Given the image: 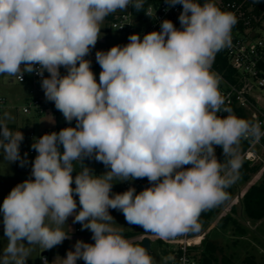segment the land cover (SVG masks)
Here are the masks:
<instances>
[{
    "label": "clouds",
    "instance_id": "1",
    "mask_svg": "<svg viewBox=\"0 0 264 264\" xmlns=\"http://www.w3.org/2000/svg\"><path fill=\"white\" fill-rule=\"evenodd\" d=\"M165 2L182 5L180 27L164 19L159 31L133 33L127 44L97 50V81L86 57L106 18L129 7L151 17L145 0H0V74L41 77L46 100L70 125L33 138L30 178L0 206L7 241L0 264H27L34 247L50 250L70 239L69 217L94 243L77 240L53 264H176L172 254L157 260L127 238L110 209L169 241L198 233L201 213L229 199L242 141L264 136L258 123L225 105L220 77L211 70L215 55L231 46L237 17L214 0ZM10 119L0 117V154L24 167V134L9 128ZM93 159L105 172L97 175L84 163ZM143 178L150 186L138 193L135 187L112 192L117 182Z\"/></svg>",
    "mask_w": 264,
    "mask_h": 264
},
{
    "label": "built area",
    "instance_id": "2",
    "mask_svg": "<svg viewBox=\"0 0 264 264\" xmlns=\"http://www.w3.org/2000/svg\"><path fill=\"white\" fill-rule=\"evenodd\" d=\"M214 2L221 10L232 12L237 17L238 22L233 27L231 33V46L218 52L221 56L226 58L227 64L234 70L235 81L227 78L213 65L211 70L220 77L219 90L225 100V105L229 107L232 113L237 117L258 123L262 131H264V111L259 104L262 98L254 92L257 88L264 93V70L261 67V63L264 60V39L258 36V31L262 32L264 30L261 27H252L251 17L254 20L258 18L248 15L251 9H244V0H214ZM149 8L152 9L151 17L147 16L143 11L137 12L134 8L129 7L126 11H118L106 18L105 30L101 31L102 35L95 48L92 49L90 55L86 57V59L92 61L91 68L97 81H99L101 68L100 65L96 63L95 52L97 50L105 51L104 45H106V35L109 31L121 32L126 34L127 37L133 33H138L141 34L142 37L145 33L159 31L160 23L164 19H169L177 28L180 27L178 16L182 11V5H176L170 8L165 0H145L144 10ZM44 75L47 76L46 71ZM14 80L17 83L29 84V95L26 105L22 108L23 114L34 113L36 115H41L46 112H53L65 120L63 114L55 108L54 103L46 100L41 88V77L37 76L35 73H24L21 81L16 77ZM5 104L6 100L0 97V111ZM227 114L228 113L223 112L220 113V115ZM71 123L75 125V120ZM53 131L54 130H45L36 133L29 130L27 132L24 140V149L25 153L29 156V162L20 169L22 173L27 175L26 179L30 178L31 161H33L37 155L35 150L31 148L33 138H39L43 134ZM245 141H247L248 146L247 149L241 153L242 160H246L251 164H264V156L262 154L264 153V136L259 140L249 139ZM217 148L218 147H216V152ZM148 186L150 185L147 178L136 179L126 182L122 192L126 191L129 187L143 190ZM112 192L114 193V191ZM75 198L78 201V197ZM140 240H142V237ZM195 240L194 235L189 233L188 235L178 237L174 240L163 241V243L174 246L167 251V255L172 254L175 256L176 264H180L181 260H184L186 264H201L199 254L200 243H196ZM149 251H151V247ZM42 257L48 260L47 255H42L40 264H43ZM77 264H84V262H77Z\"/></svg>",
    "mask_w": 264,
    "mask_h": 264
},
{
    "label": "rangeland",
    "instance_id": "3",
    "mask_svg": "<svg viewBox=\"0 0 264 264\" xmlns=\"http://www.w3.org/2000/svg\"><path fill=\"white\" fill-rule=\"evenodd\" d=\"M104 27L101 31L105 30ZM107 31V30H106ZM258 36L264 39V31H258ZM106 45H104L105 51L110 49L114 45H124L128 43V37L126 34L121 32L109 31L106 35ZM61 74H65V69H60ZM49 74L47 73V76ZM15 77H10L7 74H0V97L6 100V104L0 111V117H3L5 113L9 114L11 117V122L22 126L26 131L33 130L34 132H41L45 129L54 130L58 132L60 129L70 126L66 120L60 118L57 114L53 112H46L41 115H36L34 113L23 114L22 108L27 103V98L29 95V84L11 82L10 79ZM256 95H259L262 100L259 102L260 106L264 111V93L257 89L254 91ZM53 118L54 123L50 122ZM71 126H75L71 123ZM28 132V131H27ZM20 153L23 157L25 154L24 143L20 145ZM264 156V153H262ZM27 160L29 161V156L27 155ZM89 167L92 168L97 175L105 172V167L102 163L96 162L94 159L89 161ZM20 167L19 161L14 163H8L4 160L3 155L0 154V206H2L4 198L11 191L10 186H5L2 181L11 177L17 172V168ZM264 172V164L256 175L246 182H240L239 191L231 201V203L226 206V208H221L218 213L213 214L206 223H201V230L194 234L196 243H200V247L204 240H207L216 248V254L219 258V264L223 263V258H228L230 264H245L244 259L246 256L253 255L259 264L264 263V216L259 219H252L247 216V213L242 205V197L247 188L253 184L258 183L262 178V173ZM26 179L27 175L22 173L21 179ZM126 182H117L114 184L112 191L114 193H121ZM137 193L141 189H136ZM78 203V201H77ZM234 206L235 210L231 211V207ZM79 208V204H78ZM235 218L236 225L228 224L223 227L221 224V218L225 214H229ZM110 214L114 217L117 224L121 225L125 229V235L127 238L132 239L133 236H139L137 240H140V235L145 233L144 229L140 226L129 225L124 215L117 211L111 210ZM67 224L71 228V238L64 240L61 245H58L50 250H44L47 252L49 264H53L57 256L65 257L67 251L74 250L73 246L77 240H83L87 243H94L92 240V233L88 230H81L80 223H73V217H69ZM80 232H76V229ZM66 230L67 226H66ZM70 231V230H69ZM149 236L148 234H146ZM151 239V254L160 260L162 256L167 255V251L172 249L174 246L163 243V241L158 240L155 236H149ZM7 241L3 238V223L2 214H0V250L5 248ZM201 249V248H200ZM36 246L30 253V258L27 260V264H40L41 256L44 251ZM77 262L82 263L83 260H78ZM57 264L59 260L57 259Z\"/></svg>",
    "mask_w": 264,
    "mask_h": 264
},
{
    "label": "trees",
    "instance_id": "4",
    "mask_svg": "<svg viewBox=\"0 0 264 264\" xmlns=\"http://www.w3.org/2000/svg\"><path fill=\"white\" fill-rule=\"evenodd\" d=\"M201 3L204 0H200ZM250 8L251 10L248 12L249 16H255L258 19L254 20L251 17V25L254 28L261 27L264 30V0H244V9L247 10ZM214 67L217 68L220 72H222L227 78L232 81H235V72L227 64V60L225 57L221 56V54L217 53L215 55L214 63L212 64ZM261 67L264 70V60L261 63ZM9 128L16 130L13 126L8 125ZM22 133L23 130L19 129ZM27 134V133H26ZM25 134V136H26ZM24 136V140H25ZM24 143V142H23ZM248 143L247 141H242L241 143V153L247 149ZM62 150V149H61ZM216 156L218 159L223 160L222 149L220 147L217 148ZM242 166L239 170V176L236 182L227 189L229 193V199L224 201L222 204L205 210L201 213L199 221L202 223H206L207 220L215 213H218L221 208H226L231 201L233 200L236 191H239L240 182H246L251 179L254 175L259 173L261 170L263 163L258 164H251L246 160H242ZM85 163V161H84ZM75 175V173L73 174ZM75 185H73L74 187ZM242 205L247 213V216L252 219H259L264 216V172L262 173V178L258 183L251 184L242 197ZM234 206L231 207V211H234ZM221 224L223 227L227 226L228 224L236 225V220L233 218L230 213L225 214L221 218ZM195 233H191L194 235ZM136 243H141V240H135ZM200 262L201 264H219V258L216 254V248L213 244L208 242L207 240L203 241V244L200 247ZM245 264H259L253 255L246 256L244 259ZM224 264H230V260L228 258H223ZM264 264V263H263Z\"/></svg>",
    "mask_w": 264,
    "mask_h": 264
},
{
    "label": "crops",
    "instance_id": "5",
    "mask_svg": "<svg viewBox=\"0 0 264 264\" xmlns=\"http://www.w3.org/2000/svg\"><path fill=\"white\" fill-rule=\"evenodd\" d=\"M10 81H11V82H16L13 78L10 79ZM7 123H8V125L13 126L16 130L19 129V128L22 129V130H23V134H24V136H25V134L27 133V131H29V130L26 131L22 126H19V125H17V124L14 123V122L7 121ZM45 130H49V129H45ZM45 130H43V131H45ZM32 131H33V130H32ZM43 131H41V132H43ZM38 133H40V132H38ZM23 142H24V140L22 141V143H23ZM89 161H90V160H85V164H87L88 166H89V164H90ZM20 169H21V167H18V168H17V172L19 173V175H18V174H15V175H13V176H11V177H8L7 179H4V180L2 181V183H3L5 186H10L11 189H12L15 185H17L18 183H21L25 178H24V179H21V174H22V172L20 171ZM76 232H80L78 228L76 229ZM143 236H147V235H146V234L140 235V237H143ZM138 237H139V236H133L132 240L135 241V240L139 239ZM46 255H47V254H46Z\"/></svg>",
    "mask_w": 264,
    "mask_h": 264
},
{
    "label": "water",
    "instance_id": "6",
    "mask_svg": "<svg viewBox=\"0 0 264 264\" xmlns=\"http://www.w3.org/2000/svg\"><path fill=\"white\" fill-rule=\"evenodd\" d=\"M252 36H253V34H252ZM141 243H142V245H143L144 247L150 249V247H151V240H150V237H149V236H143V237H142V240H141ZM46 254H47L46 251H44V252L42 253V255H46Z\"/></svg>",
    "mask_w": 264,
    "mask_h": 264
}]
</instances>
